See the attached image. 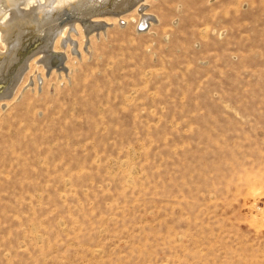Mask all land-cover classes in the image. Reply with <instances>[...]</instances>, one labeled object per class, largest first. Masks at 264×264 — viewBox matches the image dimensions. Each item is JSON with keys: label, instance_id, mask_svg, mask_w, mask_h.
Here are the masks:
<instances>
[{"label": "rangeland", "instance_id": "rangeland-1", "mask_svg": "<svg viewBox=\"0 0 264 264\" xmlns=\"http://www.w3.org/2000/svg\"><path fill=\"white\" fill-rule=\"evenodd\" d=\"M147 2L0 102V264H264V0Z\"/></svg>", "mask_w": 264, "mask_h": 264}, {"label": "bare ground", "instance_id": "bare-ground-1", "mask_svg": "<svg viewBox=\"0 0 264 264\" xmlns=\"http://www.w3.org/2000/svg\"><path fill=\"white\" fill-rule=\"evenodd\" d=\"M148 6L147 0H0V41L5 46V51L0 50V102L16 92L33 61L43 62L48 71L55 69V61L57 67L61 65L55 71L66 72L62 52L55 49L59 56L54 55L52 48L74 36V30L79 32L78 25L85 38H90L99 29H107L104 23L113 24L114 19L121 24L127 14L137 11L141 13L140 27H149L154 17L147 12ZM68 43L71 51L76 49Z\"/></svg>", "mask_w": 264, "mask_h": 264}, {"label": "water", "instance_id": "water-1", "mask_svg": "<svg viewBox=\"0 0 264 264\" xmlns=\"http://www.w3.org/2000/svg\"><path fill=\"white\" fill-rule=\"evenodd\" d=\"M144 28H146V27H139V29H144Z\"/></svg>", "mask_w": 264, "mask_h": 264}]
</instances>
